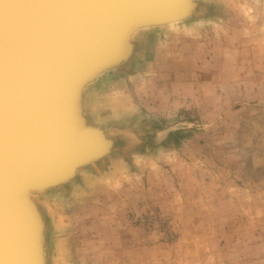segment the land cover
<instances>
[{"label": "rangeland", "instance_id": "rangeland-1", "mask_svg": "<svg viewBox=\"0 0 264 264\" xmlns=\"http://www.w3.org/2000/svg\"><path fill=\"white\" fill-rule=\"evenodd\" d=\"M165 28L86 91L114 156L38 196L49 264H264V0Z\"/></svg>", "mask_w": 264, "mask_h": 264}, {"label": "water", "instance_id": "water-1", "mask_svg": "<svg viewBox=\"0 0 264 264\" xmlns=\"http://www.w3.org/2000/svg\"><path fill=\"white\" fill-rule=\"evenodd\" d=\"M198 1L0 0V264L48 263L30 193L114 156L117 138L85 111L87 89L129 61L134 31L186 21Z\"/></svg>", "mask_w": 264, "mask_h": 264}, {"label": "bare ground", "instance_id": "bare-ground-1", "mask_svg": "<svg viewBox=\"0 0 264 264\" xmlns=\"http://www.w3.org/2000/svg\"><path fill=\"white\" fill-rule=\"evenodd\" d=\"M198 17V16H197ZM194 18V17H193ZM183 22H185L184 20H178V21H173V22H169V23H166V24H162V25H159V26H155V27H151V26H144L145 27V29H152V30H154V29H158V27H163V28H165V27H173V28H178L179 27V25H181V24H183ZM185 26V25H184ZM147 27V28H146ZM166 29V28H165ZM144 30V29H143ZM167 30V29H166ZM141 31H140V28L139 29H137L136 31H134L133 32V34L130 36V38L131 37H133V36H135L137 33L139 34ZM150 32V31H149ZM135 55V54H134ZM106 71V70H105ZM104 72V71H103ZM111 72V71H110ZM98 77H100L99 79H98V81H97V85L100 83V81H101V84H102V82H103V80H104V75H102V72L101 73H99L98 75H97ZM100 84V85H101ZM96 85V86H97ZM93 87H95V82L94 83H92V86H91V88H92V90L95 92V90H94V88ZM91 90V89H90ZM89 95H90V93H87L86 94V99H88L89 98ZM91 97V96H90ZM101 107V106H100ZM96 110V109H95ZM102 111V110H101ZM91 112H92V117H95L94 116V113H95V111H92L91 110ZM98 112V111H97ZM100 112V111H99ZM113 113V112H112ZM117 114V113H116ZM102 117H105V114H104V116H102ZM106 117H107V115H106ZM113 119H117V118H113ZM121 119V118H120ZM111 120V119H110ZM112 121V120H111ZM122 123V122H121ZM111 125V124H110ZM124 127V126H123ZM95 162L96 161H93L92 163H90V164H88V163H86V164H82V165H80V166H78V167H76V171H75V173H74V175H73V177L72 178H70V180L65 184H58V185H56V186H54L53 188L56 190V189H59L57 192L58 193H61V195H60V197L62 196V194H64V195H66V194H68V192H69V190L70 189H72L76 184H78V179H81L82 178V176L84 175V173L85 172H87L88 170H89V168L92 166V165H95ZM92 164V165H91ZM95 166H97V165H95ZM94 169V168H93ZM86 174V173H85ZM79 177V178H78ZM51 189V188H50ZM50 189H48V188H45V189H42V191H36V192H41V193H38V194H34V192L32 193H30V197L32 198V200L34 199V200H36L37 201V198H38V196H40V195H42L43 193H45V192H48ZM53 192V191H52ZM70 193V192H69ZM51 194V193H50ZM56 194V193H55ZM54 195V194H53ZM57 195H59V194H57ZM50 196V195H49ZM55 196V195H54ZM51 197V196H50ZM35 203V202H34ZM45 204V203H44ZM43 205V204H42ZM44 214V213H43ZM57 216H59V215H57ZM46 218V217H45ZM53 218V217H52ZM58 218V217H57ZM56 218V219H57ZM55 219V220H56ZM46 220V219H45ZM50 221V220H49ZM49 223V222H48ZM56 223H59V221L57 222L56 221ZM54 225V224H53ZM56 225V224H55ZM54 225V226H55ZM50 226V225H49ZM58 226V225H57ZM60 226V225H59ZM46 228V227H45ZM44 229V228H43ZM43 229H42V232H43ZM54 230H55V228H53ZM53 229H52V231H53ZM50 230V229H49ZM49 233V232H48ZM59 234H61V233H59ZM47 235V234H46ZM49 235V234H48ZM58 235V234H57ZM59 239L60 238H58V241H59ZM49 240V239H48ZM53 240V239H52ZM63 240V239H62ZM55 241V240H54ZM55 244V243H54ZM59 244H60V241H59ZM43 247V246H42ZM56 248H57V246H56ZM60 248V247H59ZM62 249V248H61ZM43 250H44V247H43ZM55 250V249H54ZM47 252H48V249H47ZM57 252V251H56ZM56 254V253H55ZM64 255V254H63ZM63 260V259H62ZM48 262H49V259H48ZM61 263V262H60ZM65 263V262H64ZM48 264V263H47Z\"/></svg>", "mask_w": 264, "mask_h": 264}]
</instances>
